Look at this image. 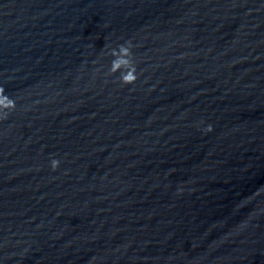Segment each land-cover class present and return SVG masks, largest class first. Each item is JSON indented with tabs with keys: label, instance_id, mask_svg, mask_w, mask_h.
<instances>
[{
	"label": "water",
	"instance_id": "water-1",
	"mask_svg": "<svg viewBox=\"0 0 264 264\" xmlns=\"http://www.w3.org/2000/svg\"><path fill=\"white\" fill-rule=\"evenodd\" d=\"M0 264H264V0H0Z\"/></svg>",
	"mask_w": 264,
	"mask_h": 264
}]
</instances>
